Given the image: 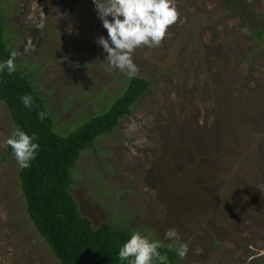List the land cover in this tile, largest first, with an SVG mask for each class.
I'll return each instance as SVG.
<instances>
[{"label": "rangeland", "instance_id": "374dc122", "mask_svg": "<svg viewBox=\"0 0 264 264\" xmlns=\"http://www.w3.org/2000/svg\"><path fill=\"white\" fill-rule=\"evenodd\" d=\"M224 1L174 0L179 18L165 40L132 54L148 89L81 155L72 178L93 228H147L172 248L165 232L176 228L188 245L177 264H264V0H242L247 11ZM0 13L5 42L56 132L105 113L123 92L128 76L96 43L107 31L91 0H0ZM12 129L0 102V161ZM18 170L7 154L0 264H59L25 212Z\"/></svg>", "mask_w": 264, "mask_h": 264}, {"label": "trees", "instance_id": "16d2710c", "mask_svg": "<svg viewBox=\"0 0 264 264\" xmlns=\"http://www.w3.org/2000/svg\"><path fill=\"white\" fill-rule=\"evenodd\" d=\"M225 4L229 11L235 9L233 5H241L240 11L248 10L242 0H228ZM3 32L0 13V60L7 59L12 52ZM254 36L261 39L262 32L256 31ZM124 81L123 92L105 113L91 116L76 129L63 133L56 132L54 113L35 87L33 78L23 75L18 66L12 75L0 74V102L13 124L12 133L19 127L28 135L38 137L36 142L40 144V150L36 160L29 168L19 167L17 178L25 212L38 237L59 264H128L118 258V252L133 230L116 228L108 223L93 228L91 221L81 216L72 195V178L81 155L91 150L98 138L114 132L149 86L148 81L138 75L132 79L126 77ZM23 95L33 97L31 109L21 103ZM39 113L45 114L43 120ZM5 148L7 154H12L6 144ZM7 154L1 156V161ZM160 252L167 255L168 264H177L175 248L164 246Z\"/></svg>", "mask_w": 264, "mask_h": 264}, {"label": "clouds", "instance_id": "9594fccd", "mask_svg": "<svg viewBox=\"0 0 264 264\" xmlns=\"http://www.w3.org/2000/svg\"><path fill=\"white\" fill-rule=\"evenodd\" d=\"M107 31V38L103 35L96 39V43L106 54V63L112 69H119L129 79L135 78L138 67L132 59L134 51L141 47H158L165 40L170 26L177 23L179 13L174 0H91ZM38 27L43 28V23ZM27 51V48L25 49ZM16 51H12L5 60H0V74L12 75L17 71ZM25 108L31 109L34 103L31 95L20 97ZM39 118H45L39 113ZM38 137L28 135L21 128L14 129L4 144L12 150L18 166L26 169L35 161L40 150L36 142ZM150 229L134 230L119 249L118 258L128 264H168L166 254L160 249L165 245L163 241L153 238ZM165 239L176 245V255L183 259L188 253V245L180 242V235L176 228H169L165 232ZM171 248L172 245H169Z\"/></svg>", "mask_w": 264, "mask_h": 264}]
</instances>
